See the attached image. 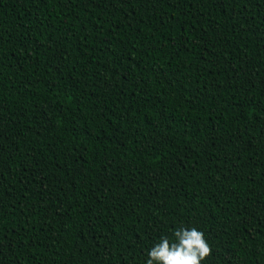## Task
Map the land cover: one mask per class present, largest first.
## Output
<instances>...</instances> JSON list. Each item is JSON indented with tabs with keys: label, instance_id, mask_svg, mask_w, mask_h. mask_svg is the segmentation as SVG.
I'll list each match as a JSON object with an SVG mask.
<instances>
[{
	"label": "trees",
	"instance_id": "obj_1",
	"mask_svg": "<svg viewBox=\"0 0 264 264\" xmlns=\"http://www.w3.org/2000/svg\"><path fill=\"white\" fill-rule=\"evenodd\" d=\"M193 227L264 264V0H0V264Z\"/></svg>",
	"mask_w": 264,
	"mask_h": 264
},
{
	"label": "clouds",
	"instance_id": "obj_2",
	"mask_svg": "<svg viewBox=\"0 0 264 264\" xmlns=\"http://www.w3.org/2000/svg\"><path fill=\"white\" fill-rule=\"evenodd\" d=\"M174 241L162 237L148 253L146 264H202L212 254L204 233L195 227L174 232Z\"/></svg>",
	"mask_w": 264,
	"mask_h": 264
}]
</instances>
